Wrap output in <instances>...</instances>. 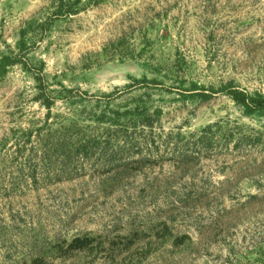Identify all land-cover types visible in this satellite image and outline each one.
<instances>
[{
  "label": "rangeland",
  "instance_id": "rangeland-1",
  "mask_svg": "<svg viewBox=\"0 0 264 264\" xmlns=\"http://www.w3.org/2000/svg\"><path fill=\"white\" fill-rule=\"evenodd\" d=\"M229 81L264 93V0H0V264H264Z\"/></svg>",
  "mask_w": 264,
  "mask_h": 264
},
{
  "label": "trees",
  "instance_id": "trees-1",
  "mask_svg": "<svg viewBox=\"0 0 264 264\" xmlns=\"http://www.w3.org/2000/svg\"><path fill=\"white\" fill-rule=\"evenodd\" d=\"M146 80V79H145ZM196 92H192L194 95L200 97H207L208 93L205 92L203 86L192 85ZM212 89L210 88V92ZM219 91L224 92L230 98H232L236 104H238L244 114L246 115H261L264 116V93L260 91L249 92L243 87H238L229 81L219 88Z\"/></svg>",
  "mask_w": 264,
  "mask_h": 264
}]
</instances>
